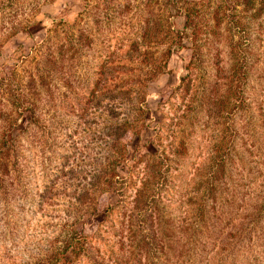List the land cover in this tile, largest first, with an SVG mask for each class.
<instances>
[{
    "label": "trees",
    "instance_id": "16d2710c",
    "mask_svg": "<svg viewBox=\"0 0 264 264\" xmlns=\"http://www.w3.org/2000/svg\"><path fill=\"white\" fill-rule=\"evenodd\" d=\"M52 1L0 0V56ZM107 2L0 62V209L44 237L28 258L264 264V0ZM186 41L151 126L148 84Z\"/></svg>",
    "mask_w": 264,
    "mask_h": 264
},
{
    "label": "rangeland",
    "instance_id": "374dc122",
    "mask_svg": "<svg viewBox=\"0 0 264 264\" xmlns=\"http://www.w3.org/2000/svg\"><path fill=\"white\" fill-rule=\"evenodd\" d=\"M98 1L100 0H53L44 5L37 16L38 19L42 20L40 27L32 30L30 35L21 33L10 41L1 53L0 62L10 64L20 62L24 55H27L30 49L39 44L46 36L49 29L52 27V20L62 18L65 13V21L70 23L76 19L78 12L81 11L83 7L86 8L87 11L84 16V22L87 27H90L91 8L97 5ZM118 1L119 0H109L106 5L108 7H115ZM100 37H102V35ZM99 39L100 41L98 42H100V44H98L97 47L102 46L101 38ZM184 45L183 48L170 58L166 68L148 84L146 89V102L148 105L147 121L151 126L158 123L162 111H167V108L163 107V96L167 95L169 90L176 86L180 76L185 73L184 64L185 61L189 59L190 49L187 41ZM85 60L86 56L84 58V61ZM152 129V127H149L143 132L142 140L144 142H148L149 138L153 135L154 132ZM146 148H149V146ZM24 188L28 190V185L26 183L21 186V189ZM16 201L15 198V202ZM111 201H114V199ZM5 202V205H2L0 209V264H33L34 258L29 259L27 255L37 252V246L45 243L44 237L37 233H31L30 235L29 228L24 232L21 230L22 227L19 229L17 222L18 213H16V208H14L16 207L15 203L10 199H6ZM34 220L37 223L33 228L34 230L40 227L45 228L49 223L47 219L33 217L29 220L30 224H34ZM39 250L42 251L41 249Z\"/></svg>",
    "mask_w": 264,
    "mask_h": 264
}]
</instances>
